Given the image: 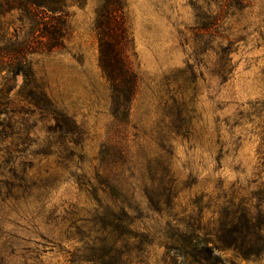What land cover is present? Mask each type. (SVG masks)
Returning <instances> with one entry per match:
<instances>
[{
  "label": "rangeland",
  "instance_id": "rangeland-1",
  "mask_svg": "<svg viewBox=\"0 0 264 264\" xmlns=\"http://www.w3.org/2000/svg\"><path fill=\"white\" fill-rule=\"evenodd\" d=\"M119 1L125 53L138 77L121 131L99 66L95 24L106 0H69L65 47L30 57L44 91L74 123L72 134L66 126L49 132L52 122L27 106L24 76L16 77L10 107L18 122L8 141L24 134L36 143L16 162L24 181L0 198V264H98L86 261L96 259L104 237L98 207L77 177H95L108 141L128 149L113 169L123 174L127 198L110 193L108 201L132 205L136 219V238L121 229L112 235L109 264H172L173 256L180 264L167 248L169 224L212 229L229 201L264 210V0ZM75 147L69 164L67 148ZM166 190L172 201L153 210L147 193ZM218 254L228 264H264V255Z\"/></svg>",
  "mask_w": 264,
  "mask_h": 264
},
{
  "label": "trees",
  "instance_id": "trees-1",
  "mask_svg": "<svg viewBox=\"0 0 264 264\" xmlns=\"http://www.w3.org/2000/svg\"><path fill=\"white\" fill-rule=\"evenodd\" d=\"M68 1L0 0V73L3 80L0 83V198L3 201L8 200L10 188L16 187L18 179L24 181L17 174L16 162L26 159L28 147L36 143L24 134H21V141H8L18 122L10 107V93L16 87V77L23 74L24 101L33 113L37 112L52 122L48 127L50 133L55 134L65 126L68 134H72L75 129L72 120L63 114L37 80L30 58L35 54H48L65 47L69 32V14L65 11ZM121 10L119 0H106L98 12L95 24L99 39V66L110 85L111 111L120 131L123 129L121 125L130 121L132 104L138 91L137 74L125 53L130 39ZM16 21L20 25L13 27ZM57 142L50 141L52 145H57ZM163 142L160 141L161 144ZM67 149L68 162L71 164L77 149ZM101 153L95 177L87 179L84 172L82 179L78 176L77 180L82 185L92 187L89 198L97 203L94 217L101 225L99 231L104 235L100 239L96 259L89 257L86 261L109 264L107 260L115 259L112 255L115 245L110 241L112 235L121 229L124 236L136 238V230L133 228L136 219L132 205H117L108 201L110 193L120 199L127 198L124 179L121 177L123 174L117 176L113 172V169L118 168V161L128 156L126 145L123 141H108ZM147 196L153 210L160 213L164 210L161 200L172 201V194L167 193V190L157 193L156 198L148 193ZM220 211L218 225L212 229L202 223L169 224L167 248L180 257V264H228L218 254L225 249H233L246 259L264 255V210L256 213L249 206L242 207L229 201ZM136 242L140 247L141 244ZM171 259L172 264L177 262L175 256Z\"/></svg>",
  "mask_w": 264,
  "mask_h": 264
}]
</instances>
